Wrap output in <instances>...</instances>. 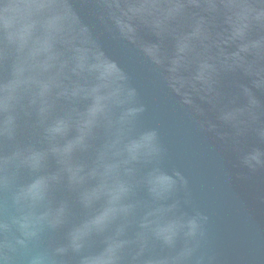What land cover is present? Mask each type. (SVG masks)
I'll return each mask as SVG.
<instances>
[{
  "label": "clouds",
  "instance_id": "obj_1",
  "mask_svg": "<svg viewBox=\"0 0 264 264\" xmlns=\"http://www.w3.org/2000/svg\"><path fill=\"white\" fill-rule=\"evenodd\" d=\"M100 2L120 7L119 0ZM169 4L153 12L147 7L155 0H144L113 19L115 27L98 17L120 49L108 51L73 0H0V264H199L193 256L207 217L168 203L176 179L137 168L162 147L155 130L136 127L144 108L126 54L134 52L162 87H174L187 55L212 36L209 18L217 11L215 0ZM225 7L227 38L245 52L259 50L264 61V36L248 39L253 28L264 31V0H227ZM185 17L189 30L179 32ZM141 28L155 42H145ZM33 33L39 39L25 55ZM169 39L172 56L164 49ZM243 67L200 60L195 90L213 94L222 70ZM246 74L257 91L241 86V102L218 118L237 135L251 131L264 142V63ZM241 163L264 166V151L253 148ZM57 231L59 243L45 242Z\"/></svg>",
  "mask_w": 264,
  "mask_h": 264
},
{
  "label": "water",
  "instance_id": "obj_2",
  "mask_svg": "<svg viewBox=\"0 0 264 264\" xmlns=\"http://www.w3.org/2000/svg\"><path fill=\"white\" fill-rule=\"evenodd\" d=\"M79 15L100 37L108 51H120L115 39L105 32L98 17L104 16L113 27V19L122 20L130 8H139L144 0H119L120 7H107L100 0H73ZM227 0H215L216 13L209 18L212 36L197 44L185 58V70L174 87H162L158 80L140 65L134 52L126 54L132 86L137 90L138 104L144 111L136 119L138 130H155L162 147L160 156L146 165H138V173L156 167L177 180V187L168 203L176 202L179 209L207 217L204 236L193 256L199 264H264V166L251 170L241 163L243 154L259 148L264 142L251 131L237 135L236 130L222 122L220 110L240 103L241 86L256 92L252 78L246 72L256 73L264 61L260 51L245 52L238 41L227 38ZM170 6L169 0H155V7L147 10L162 12ZM189 9V15L198 12ZM190 20L177 21L179 32L189 30ZM119 31V29H117ZM145 42H155L154 34L140 29ZM264 36V31L253 28L249 40ZM39 33H33L24 44L27 55L34 48ZM167 55L175 53L171 39L164 44ZM9 56L13 49H6ZM41 62L45 58L39 57ZM211 59L225 67L236 63L241 68L222 70L213 94L196 91L198 62ZM260 95L259 92H257ZM190 102V103H186ZM54 167V163L52 165ZM177 174L183 177L181 184ZM70 196L68 193H62ZM143 192L137 194L143 197ZM62 232L46 234L45 242L62 240Z\"/></svg>",
  "mask_w": 264,
  "mask_h": 264
}]
</instances>
